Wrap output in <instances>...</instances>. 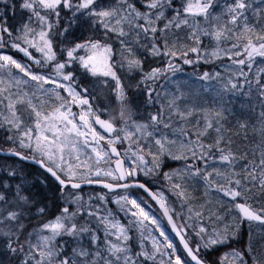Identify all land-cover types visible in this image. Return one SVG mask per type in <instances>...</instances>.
<instances>
[{
    "label": "snow or ice",
    "instance_id": "6c2138e0",
    "mask_svg": "<svg viewBox=\"0 0 264 264\" xmlns=\"http://www.w3.org/2000/svg\"><path fill=\"white\" fill-rule=\"evenodd\" d=\"M0 264H264V0H0Z\"/></svg>",
    "mask_w": 264,
    "mask_h": 264
}]
</instances>
